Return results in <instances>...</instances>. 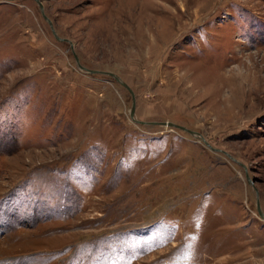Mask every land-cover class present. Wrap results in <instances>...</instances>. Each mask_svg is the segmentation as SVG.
<instances>
[{
	"label": "rangeland",
	"instance_id": "obj_1",
	"mask_svg": "<svg viewBox=\"0 0 264 264\" xmlns=\"http://www.w3.org/2000/svg\"><path fill=\"white\" fill-rule=\"evenodd\" d=\"M40 2L63 39L0 0V264H264V0Z\"/></svg>",
	"mask_w": 264,
	"mask_h": 264
},
{
	"label": "water",
	"instance_id": "obj_2",
	"mask_svg": "<svg viewBox=\"0 0 264 264\" xmlns=\"http://www.w3.org/2000/svg\"><path fill=\"white\" fill-rule=\"evenodd\" d=\"M37 2H38V4H39V6H40V8H41V10H42V13H43V16L46 18V20H48V22H49V24L51 25V28H52V30H53V32L55 33V35L58 37V38H61V39H63L62 37H59L57 34H56V31L54 30V27H53V25H52V22H51V20L48 18V16H46V14L44 13V11H43V6H42V3L40 2V0H36ZM75 54V58H76V62H77V64H78V66L79 67H81V68H84V65H82L80 62H79V60H78V56H77V54L76 53H74ZM89 71H91V72H94V71H98V70H96V69H88ZM106 73H108V74H110L111 76H113L115 79H117V80H119L128 90H129V92H130V94H131V97H132V105H131V108H130V115L133 117L134 116V110H135V99H134V91L132 90V88L125 82V81H123L116 73H114V72H112V71H106ZM140 122H145V121H140ZM152 122H156V123H161V124H167V125H172V126H178V127H180V128H182V129H184V130H187L189 133H191V134H193V135H195V136H198V137H200L203 141H204V143L205 144H207L208 146H211V144L210 143H208V141L199 133V132H197V131H195V130H193V129H190V128H188V127H186L185 125H182V124H178V123H175V122H173V121H170V120H163V121H152ZM211 148H213L212 146H211ZM248 178H249V176H248ZM250 179V178H249ZM257 209H258V212H259V214H260V216H262V217H264V213H263V211H262V209H261V207H260V204H259V202H257Z\"/></svg>",
	"mask_w": 264,
	"mask_h": 264
},
{
	"label": "bare ground",
	"instance_id": "obj_3",
	"mask_svg": "<svg viewBox=\"0 0 264 264\" xmlns=\"http://www.w3.org/2000/svg\"><path fill=\"white\" fill-rule=\"evenodd\" d=\"M244 76V75H243ZM221 86V85H220ZM221 88V87H220ZM227 103V102H226ZM230 103V102H229ZM214 104V103H213ZM237 104V103H236ZM233 106V105H232ZM238 108V107H237ZM241 108V107H240ZM231 110V109H230ZM234 117V116H233Z\"/></svg>",
	"mask_w": 264,
	"mask_h": 264
}]
</instances>
